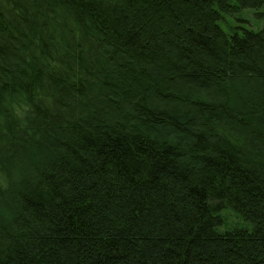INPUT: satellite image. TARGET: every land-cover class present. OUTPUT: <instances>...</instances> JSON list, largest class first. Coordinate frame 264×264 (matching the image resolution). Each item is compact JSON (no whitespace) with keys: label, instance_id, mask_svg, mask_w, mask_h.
Returning <instances> with one entry per match:
<instances>
[{"label":"trees","instance_id":"16d2710c","mask_svg":"<svg viewBox=\"0 0 264 264\" xmlns=\"http://www.w3.org/2000/svg\"><path fill=\"white\" fill-rule=\"evenodd\" d=\"M263 5L0 0V264H264Z\"/></svg>","mask_w":264,"mask_h":264},{"label":"rangeland","instance_id":"374dc122","mask_svg":"<svg viewBox=\"0 0 264 264\" xmlns=\"http://www.w3.org/2000/svg\"><path fill=\"white\" fill-rule=\"evenodd\" d=\"M259 12H262V15H260ZM235 18H238V20H240V21H236L238 24H241L247 28L257 29L264 24V5L257 11L246 9L240 11L238 15L233 13L224 14L222 16V20L220 21V25L223 26V28L228 29V25L231 26L235 22ZM226 217H227V224H225L223 228L228 227L229 225L232 226L235 220L237 221V223L240 222V225L244 223L239 218H237L230 210L226 211Z\"/></svg>","mask_w":264,"mask_h":264}]
</instances>
